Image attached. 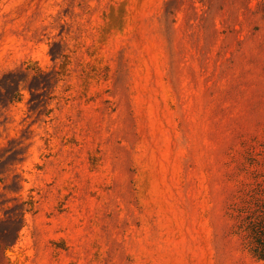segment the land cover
<instances>
[{
    "label": "rangeland",
    "instance_id": "rangeland-1",
    "mask_svg": "<svg viewBox=\"0 0 264 264\" xmlns=\"http://www.w3.org/2000/svg\"><path fill=\"white\" fill-rule=\"evenodd\" d=\"M264 0H0V264H264Z\"/></svg>",
    "mask_w": 264,
    "mask_h": 264
},
{
    "label": "trees",
    "instance_id": "trees-1",
    "mask_svg": "<svg viewBox=\"0 0 264 264\" xmlns=\"http://www.w3.org/2000/svg\"><path fill=\"white\" fill-rule=\"evenodd\" d=\"M235 233L243 236L253 258L264 261V188L256 185L232 210Z\"/></svg>",
    "mask_w": 264,
    "mask_h": 264
}]
</instances>
